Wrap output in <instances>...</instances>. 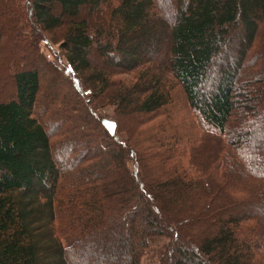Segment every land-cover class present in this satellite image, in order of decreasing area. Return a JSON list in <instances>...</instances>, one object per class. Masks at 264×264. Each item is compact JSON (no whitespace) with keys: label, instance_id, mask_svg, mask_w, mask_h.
I'll use <instances>...</instances> for the list:
<instances>
[{"label":"trees","instance_id":"trees-1","mask_svg":"<svg viewBox=\"0 0 264 264\" xmlns=\"http://www.w3.org/2000/svg\"><path fill=\"white\" fill-rule=\"evenodd\" d=\"M0 14L51 75L19 69L0 102V264H141L153 237L159 264H264V0Z\"/></svg>","mask_w":264,"mask_h":264},{"label":"rangeland","instance_id":"rangeland-1","mask_svg":"<svg viewBox=\"0 0 264 264\" xmlns=\"http://www.w3.org/2000/svg\"><path fill=\"white\" fill-rule=\"evenodd\" d=\"M2 16H0V29L3 36V55L0 60V102H5L8 101V99H12L14 95V86L12 82L14 72H17L19 69L24 70L29 66L38 68L42 76H46L47 72L35 62L36 56L34 51L21 43L20 38H16L13 35V23H10L7 17ZM39 50L42 52L43 56L50 61H54L55 58L61 55L58 44H53L51 42L41 41L39 43ZM47 76L48 79L51 80V75ZM47 88L50 89L51 86L48 85ZM49 91H51V89ZM114 110L112 106L107 107L104 110H100L99 114L103 117V120L115 122ZM131 124H134V121L129 120L126 126H130ZM116 136L122 142L127 140V135L124 132H118ZM104 143L108 144L109 142L104 141ZM129 167L132 168L133 165L129 164ZM167 242L168 240L164 237L149 238V247L146 254L141 259V264H159V257L162 255Z\"/></svg>","mask_w":264,"mask_h":264},{"label":"water","instance_id":"water-1","mask_svg":"<svg viewBox=\"0 0 264 264\" xmlns=\"http://www.w3.org/2000/svg\"><path fill=\"white\" fill-rule=\"evenodd\" d=\"M102 126L104 127V129L110 134V135H114L115 131H116V123L114 121L111 120H102Z\"/></svg>","mask_w":264,"mask_h":264}]
</instances>
